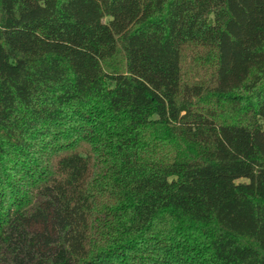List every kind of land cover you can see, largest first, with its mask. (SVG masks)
<instances>
[{"label": "trees", "instance_id": "16d2710c", "mask_svg": "<svg viewBox=\"0 0 264 264\" xmlns=\"http://www.w3.org/2000/svg\"><path fill=\"white\" fill-rule=\"evenodd\" d=\"M0 264H264V0H0Z\"/></svg>", "mask_w": 264, "mask_h": 264}]
</instances>
